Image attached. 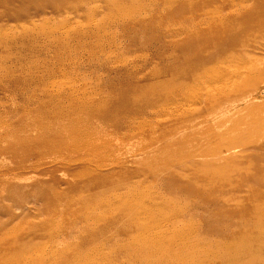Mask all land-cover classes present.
<instances>
[{
    "label": "rangeland",
    "instance_id": "rangeland-1",
    "mask_svg": "<svg viewBox=\"0 0 264 264\" xmlns=\"http://www.w3.org/2000/svg\"><path fill=\"white\" fill-rule=\"evenodd\" d=\"M259 64L264 0H0V264H129L159 221L264 264V74L229 87Z\"/></svg>",
    "mask_w": 264,
    "mask_h": 264
},
{
    "label": "bare ground",
    "instance_id": "bare-ground-1",
    "mask_svg": "<svg viewBox=\"0 0 264 264\" xmlns=\"http://www.w3.org/2000/svg\"><path fill=\"white\" fill-rule=\"evenodd\" d=\"M242 6H244V5H242ZM245 7H247V6H245ZM240 53L232 52L231 54H228V53L224 52V53H221V54H218V55H210V56H208L206 59L201 61V64L203 65L204 69L197 76V80L198 79H204V80L206 79V80L225 81L226 80L225 79V73L222 70L223 69L222 67L225 64L217 65V63L218 62L224 63V61H225V59L227 58L228 55L231 58H233V59L237 58V59L245 62L247 60L246 58L248 57L247 56L248 54H240ZM212 65H214V66L211 67ZM253 65L247 66V67H245L246 66L245 65L244 67H240L241 70L239 69V67H236V69H237L236 73L237 74L234 75V73H233L234 78H233L232 84L230 86L228 85L229 87L232 88V90L234 92H238L240 90V88L242 87L243 83L246 82L247 80H250L252 78L253 79L254 78L257 79L260 75L264 74V66H260V64H259V65L253 67ZM208 90H210V89H208ZM225 91H223V93ZM212 92H213V89H212ZM206 101L210 102V103L211 102H215V100H212L211 97H209V96L206 98ZM122 149H123V147L120 146L118 148V151L122 152ZM118 162H121L120 159L118 160ZM95 173H96V171H95ZM89 175L90 176H94L93 174H89ZM151 218L153 219L154 217H151ZM164 222L159 221V223H158L159 224L158 225L159 228L157 230H155V231L149 232L147 234V236L144 237L143 244H139L138 243L139 241H136L134 243V245H133L134 248L131 250L133 256H129V257H131L130 258V262L132 264H138L141 259H144L143 260V264H174V263H176V262H174V263H171V262L166 263L165 259H163V260H161L159 262H154V260H153V258H155V255H156V250H155L156 243L162 242V241L167 240V239H169V242L171 243V247H172L171 252H169V255L171 257L176 255V260L178 262H180L181 264L183 262H184L183 264H207L205 262L206 260H204L203 258H196L193 261V260H191V258L186 259V257H185L186 253H188V252L191 253V251L189 249L190 248L189 246L192 243V241H188L187 240V236L194 234L198 230V226H194L193 228L186 229L185 226H181L178 221L177 222L173 221L174 225H173V228L171 229L170 227L169 228L166 227V225L163 224ZM230 239H231V237L229 239H227V240H230ZM230 241L233 242V240H230ZM142 246L143 247L145 246V248H141ZM148 246H152L151 249L153 251V252H151V250H150L149 254H147V247ZM224 257L225 256H223L222 258H224ZM226 257L227 258H225V260L223 259V261H225L224 264L229 263V261H231V262H235L236 261V258L234 256L232 258H229V256H226ZM19 261H20V259L18 258L11 264H19L20 263ZM113 261H114V258L109 257V258H106L105 261L100 263V264H107V263H111ZM131 263H129V264H131ZM114 264H119V263L116 261V263H114Z\"/></svg>",
    "mask_w": 264,
    "mask_h": 264
}]
</instances>
